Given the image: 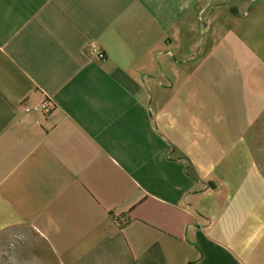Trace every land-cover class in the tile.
<instances>
[{
  "label": "crops",
  "instance_id": "crops-1",
  "mask_svg": "<svg viewBox=\"0 0 264 264\" xmlns=\"http://www.w3.org/2000/svg\"><path fill=\"white\" fill-rule=\"evenodd\" d=\"M226 1L0 0V244L264 264V76L225 59Z\"/></svg>",
  "mask_w": 264,
  "mask_h": 264
},
{
  "label": "rangeland",
  "instance_id": "rangeland-1",
  "mask_svg": "<svg viewBox=\"0 0 264 264\" xmlns=\"http://www.w3.org/2000/svg\"><path fill=\"white\" fill-rule=\"evenodd\" d=\"M217 6L219 23L225 33L222 45L230 49V52L225 50V59L231 60L232 49L237 48L241 52L240 59L256 63L258 74L264 76V0H229ZM219 50L222 51V47ZM254 154L264 156V148H255ZM17 248L21 250L18 262L12 260L11 251L15 250V245L0 244V264H26L24 245Z\"/></svg>",
  "mask_w": 264,
  "mask_h": 264
},
{
  "label": "built area",
  "instance_id": "built-area-1",
  "mask_svg": "<svg viewBox=\"0 0 264 264\" xmlns=\"http://www.w3.org/2000/svg\"><path fill=\"white\" fill-rule=\"evenodd\" d=\"M92 52L98 58L102 57V54L97 47L93 48ZM25 109L29 110L28 108H25ZM34 109L39 111L43 117H47L53 109V102L47 97H44L43 101L39 105L34 107Z\"/></svg>",
  "mask_w": 264,
  "mask_h": 264
}]
</instances>
